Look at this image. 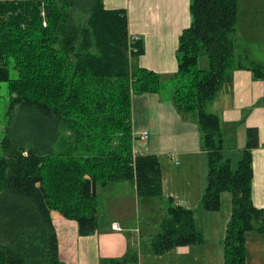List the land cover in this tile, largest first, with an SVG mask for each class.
Instances as JSON below:
<instances>
[{
	"label": "trees",
	"instance_id": "trees-1",
	"mask_svg": "<svg viewBox=\"0 0 264 264\" xmlns=\"http://www.w3.org/2000/svg\"><path fill=\"white\" fill-rule=\"evenodd\" d=\"M237 0H190V24L178 37L177 70L167 79L133 59L141 39L128 31L124 8L103 0H0V82H7L9 126L0 156V264H65L51 211L77 222L78 233L98 229L97 187L127 181L143 197L158 196L166 215L151 238L154 254L198 244L202 233L192 209L164 197L159 157L133 151V94L162 93L184 119L197 123L207 157L202 210L217 211L221 193L231 196L224 264H245L244 234L264 228V211L251 197L252 150L257 129H245V145L233 167L224 156L221 119L206 110L233 71L264 80V67L249 59L237 36ZM205 57L206 66L199 67ZM10 69L14 71L11 77ZM101 264H138L123 257Z\"/></svg>",
	"mask_w": 264,
	"mask_h": 264
},
{
	"label": "crops",
	"instance_id": "crops-1",
	"mask_svg": "<svg viewBox=\"0 0 264 264\" xmlns=\"http://www.w3.org/2000/svg\"><path fill=\"white\" fill-rule=\"evenodd\" d=\"M189 2L103 0L105 8L126 10L129 34L139 36L143 43V53L131 64L155 71L164 79L177 70L178 37L190 24ZM236 6L237 36L249 59L264 67V0H237ZM171 102L163 92L132 95L133 151L159 157L163 196L193 210L203 241L154 254L151 238L158 233V224L153 230L142 225L140 207L150 205L152 209L163 204L165 209L162 198L138 196L131 185L97 187L98 229L93 233L80 235L74 219L51 212L58 255L65 264H101L123 257L129 247L138 254V264H224L221 240L230 218L231 196L222 192L219 210H202L206 153L200 146L197 123L182 118ZM208 110L221 119L223 153L232 161L240 157L244 148L245 129H257L258 146L252 150L251 197L254 207L264 211V80L255 78L247 69L234 70L232 82L221 87ZM142 131L148 133L144 140L139 139ZM109 194L117 196L109 198ZM114 223L120 229H113ZM244 241L245 264H264V228L245 232Z\"/></svg>",
	"mask_w": 264,
	"mask_h": 264
},
{
	"label": "rangeland",
	"instance_id": "rangeland-1",
	"mask_svg": "<svg viewBox=\"0 0 264 264\" xmlns=\"http://www.w3.org/2000/svg\"><path fill=\"white\" fill-rule=\"evenodd\" d=\"M134 39H140L136 36H131ZM199 67H205L206 66V58L202 57L199 60L198 63ZM10 74L11 77L14 76V71L12 69H10ZM174 88V84L172 81H167L164 85L163 88L161 89L162 92L164 94H168V92L170 90H172ZM8 102H9V96H8V88H7V82H0V156L3 155V147H2V142L4 137H6L7 131L6 128L9 126V131L12 130V132L14 130H16V128H21V121H19L17 123V125H13L12 123L9 125L8 123V115L7 110H8ZM209 105V104H208ZM208 105L206 110H208ZM237 145V144H236ZM239 157H237L236 159L234 158L232 161V165L233 167L236 166V162L237 159ZM129 185H131L130 183H128L127 181H119V182H110L106 187H129ZM133 185H131L130 187H132ZM227 193V192H225ZM113 196H117L116 194H109V198L113 197ZM105 203L103 202L102 205H104ZM140 210L142 212L141 217H143L141 219L142 225H146L147 227L150 228V230H153V227L155 226V224L157 225V229L156 232H159L160 229V223L162 218L164 217V215H166V212L163 208V204H158V206L153 207L152 209L150 208V205H148L147 207H140ZM55 211V210H53ZM52 212V211H51ZM60 214V213H59ZM107 215L110 217V212L107 213Z\"/></svg>",
	"mask_w": 264,
	"mask_h": 264
},
{
	"label": "built area",
	"instance_id": "built-area-1",
	"mask_svg": "<svg viewBox=\"0 0 264 264\" xmlns=\"http://www.w3.org/2000/svg\"><path fill=\"white\" fill-rule=\"evenodd\" d=\"M139 38V36H136ZM148 137V133L147 131H142L140 134H139V139L141 140H144ZM113 229H120L119 226H117L116 223H114L112 226H111Z\"/></svg>",
	"mask_w": 264,
	"mask_h": 264
}]
</instances>
